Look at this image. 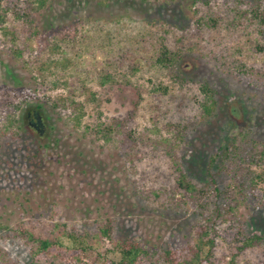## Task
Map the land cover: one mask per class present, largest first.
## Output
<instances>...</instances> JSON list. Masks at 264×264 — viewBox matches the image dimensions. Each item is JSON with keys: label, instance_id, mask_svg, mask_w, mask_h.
I'll return each instance as SVG.
<instances>
[{"label": "rangeland", "instance_id": "obj_1", "mask_svg": "<svg viewBox=\"0 0 264 264\" xmlns=\"http://www.w3.org/2000/svg\"><path fill=\"white\" fill-rule=\"evenodd\" d=\"M256 8L264 0H28L29 25L7 13L0 24L1 264L115 263L117 250L99 232L109 219L114 239L130 233L149 251L196 257L202 206L213 201L168 198L181 173L201 189L211 156L243 130L251 160L240 166L261 177L254 180L261 196L246 175H221L220 188H232V213L216 228L262 240L235 255L218 239L212 260L264 264V52L255 50L262 43ZM164 49L175 58L169 68L155 62ZM205 83L216 106L198 124ZM11 90L34 96L13 113ZM37 106L40 129L26 117ZM226 202L222 196L220 207ZM58 231L94 237L92 259H71L67 236L41 249L37 238L56 240Z\"/></svg>", "mask_w": 264, "mask_h": 264}, {"label": "trees", "instance_id": "obj_2", "mask_svg": "<svg viewBox=\"0 0 264 264\" xmlns=\"http://www.w3.org/2000/svg\"><path fill=\"white\" fill-rule=\"evenodd\" d=\"M28 7V0H0V24L4 23V17H6L7 13L11 12L17 17L21 15L22 19H26V24L30 20V15L26 12ZM252 17L254 20L258 21V32L262 39V43H259L255 46V50L257 52H264V8L262 9H253ZM30 23V22H29ZM29 25V24H28ZM31 26V25H30ZM33 26V25H32ZM28 35L34 34V32H30L28 29ZM160 63L164 67H171L175 58L168 49L161 50L156 61ZM201 93L204 96L203 102L201 103L202 108V117L197 122L198 124H202L206 122L211 115L214 114L215 111V100L213 98V89L205 83L201 88ZM6 106L7 109L11 112H16L22 106L23 102H27L32 100L34 94L29 92L28 90H24L18 92L16 90L6 91ZM60 103L56 102V105ZM72 105L77 107L78 105L75 102H72ZM40 107L37 106L35 110H31L27 114L28 123L34 124L38 129L42 127L41 115L38 110ZM192 126V123L183 127V130H187V128ZM247 132L245 130L240 132V136H234L229 146H225L220 149L218 153L211 156L210 163L208 167V178L209 181L202 186L201 189H197L196 185L191 182L185 173H181L175 183L174 190L171 192L168 200L173 201L177 195L185 196L194 200L201 199L202 196H206L207 202L213 201L212 208L210 209L208 203H205L202 208L206 214H204V219L206 221L205 225L200 227V246L199 250L205 249L206 254L202 256L200 251L197 252L196 257H190L189 259H183L180 257L175 251L171 249H163L160 252L158 251H149L144 248L142 242L138 237L132 236L130 233H124L122 236H119L117 239L113 238V224L114 220L109 219L107 224L104 225L103 228H99V232L101 235H104L114 245V248L117 250L119 254V259L117 262H108V264H144V261H148V264H214L212 257L217 248V240L221 239V241L235 250L236 254H242L246 249L255 246V244L262 240L255 236H246L242 232L233 231L231 228L219 231L217 227V220L224 219L226 220L227 215L232 213V208H230V203L232 199V188L229 186L221 189L219 186V177L226 173H232V176L236 179H240L245 177L248 172H243V168L240 166L241 163H247L250 161V156L244 150V142H242L243 137H246ZM237 165L235 168H239L238 173L233 169V166ZM214 168V171H213ZM216 170V171H215ZM246 170V169H244ZM245 180L249 182L252 186L249 188L252 191L256 192L257 195L261 196L260 189L256 186V182L254 180H262L259 175L253 176L246 175ZM244 181L239 183L238 181V189L241 191V187H243ZM254 184V185H253ZM235 188V187H234ZM222 196H225L227 199L226 207L221 208L219 205V200ZM23 232V231H22ZM59 236H67L72 240V243L75 245L73 250H69V254L72 257L71 259H77L81 261L85 258L92 259V249H94V237L91 235L78 236L74 232L71 233H61L58 231L56 236V240H49L45 238L38 237V244L41 249L45 251H49L58 243H60ZM234 256V255H233ZM1 259V258H0ZM98 260V255L97 258ZM1 264V262H0ZM146 264V263H145Z\"/></svg>", "mask_w": 264, "mask_h": 264}, {"label": "flooded vegetation", "instance_id": "obj_3", "mask_svg": "<svg viewBox=\"0 0 264 264\" xmlns=\"http://www.w3.org/2000/svg\"><path fill=\"white\" fill-rule=\"evenodd\" d=\"M31 126H34V127H36V128H37V126H35L34 124H31Z\"/></svg>", "mask_w": 264, "mask_h": 264}]
</instances>
